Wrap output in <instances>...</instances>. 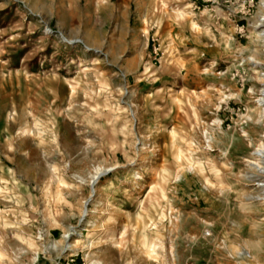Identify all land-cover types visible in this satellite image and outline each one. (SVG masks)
Returning a JSON list of instances; mask_svg holds the SVG:
<instances>
[{
	"label": "rangeland",
	"instance_id": "obj_1",
	"mask_svg": "<svg viewBox=\"0 0 264 264\" xmlns=\"http://www.w3.org/2000/svg\"><path fill=\"white\" fill-rule=\"evenodd\" d=\"M263 12L0 0V264H264Z\"/></svg>",
	"mask_w": 264,
	"mask_h": 264
},
{
	"label": "bare ground",
	"instance_id": "obj_2",
	"mask_svg": "<svg viewBox=\"0 0 264 264\" xmlns=\"http://www.w3.org/2000/svg\"><path fill=\"white\" fill-rule=\"evenodd\" d=\"M262 16H263L262 20H264V12H263ZM259 35H263L264 36V32L259 33ZM263 75H264V73H263ZM263 92H264V90H263ZM257 101H258V104L261 106L260 116L264 117V94ZM208 142H210V138L208 139ZM263 152H264V142L259 144L255 154L256 155H260ZM253 167L257 168L255 165H253ZM102 173H103L102 168L97 167L96 168V175L97 176L93 175V177H92L93 181H95L96 178L98 179L100 177L99 175H101ZM87 222L90 223V224H95L96 223V219L95 220L91 219V220H88ZM73 235H80V236H79L78 239H75L74 241L68 243V252L65 253L66 256L74 255L75 253H77L79 250H81L83 248V245H84L83 236H82L81 232H76V230L72 226L68 227L67 231L64 234V239L65 240H69V239L72 238ZM245 243H246V246L248 247V249L251 250L250 243H248V242H245ZM53 247H56L55 243L53 244ZM243 254L246 257H251L252 256L250 252H246V251H243ZM252 257L256 258V255L254 254V256H252ZM86 258H87V263L88 264H104L100 260H96V259L90 258V253L87 254Z\"/></svg>",
	"mask_w": 264,
	"mask_h": 264
}]
</instances>
